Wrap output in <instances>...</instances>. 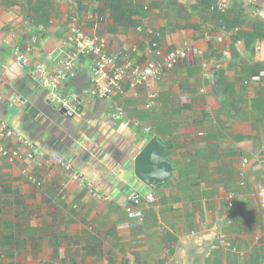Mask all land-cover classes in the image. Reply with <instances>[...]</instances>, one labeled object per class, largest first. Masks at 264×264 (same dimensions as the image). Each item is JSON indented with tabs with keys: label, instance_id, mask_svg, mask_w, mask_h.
<instances>
[{
	"label": "crops",
	"instance_id": "0c3cea01",
	"mask_svg": "<svg viewBox=\"0 0 264 264\" xmlns=\"http://www.w3.org/2000/svg\"><path fill=\"white\" fill-rule=\"evenodd\" d=\"M133 1L147 10L133 18L138 26L114 21L111 0H49V7L35 14L38 22L30 20L35 11L26 0H0V117L37 149L34 161L10 164L0 156V264H264V126L252 108L264 72L261 85L241 79V67H230V36L222 35L211 50L205 38L194 40L192 28L163 32L164 54L179 47L203 53L151 85L160 95L153 112L146 108L144 88L137 97L130 91L111 100L90 97L89 58L61 88L79 108L74 118L51 103L49 91L37 82L38 63L53 73L69 52L72 21L106 37L108 52L120 63L156 60L149 30L162 32L179 18L173 12V18H164L165 0ZM238 1L250 19L254 7L264 5V0ZM4 40L27 53L28 62L19 63ZM237 47L245 50L243 43ZM258 48L264 60V45ZM204 59L236 84L230 95L213 94ZM128 119H139L154 134L134 128ZM162 121L176 127L172 136H160L175 173L158 189L137 179L134 161ZM1 147L29 151L16 139H0ZM26 168L41 187L22 173ZM133 192L155 196L150 207L141 206L142 227H131L126 213ZM221 227L244 258L230 246L214 248Z\"/></svg>",
	"mask_w": 264,
	"mask_h": 264
},
{
	"label": "built area",
	"instance_id": "2783aa9c",
	"mask_svg": "<svg viewBox=\"0 0 264 264\" xmlns=\"http://www.w3.org/2000/svg\"><path fill=\"white\" fill-rule=\"evenodd\" d=\"M226 7L227 3H219L220 9ZM253 16L264 17V5L261 8L255 7ZM149 33L160 36L152 30ZM214 35L217 42L223 41L222 35ZM212 37L208 33L205 35V39L208 41L212 40ZM4 43L14 50L19 63L24 64L28 62L29 55L22 52L17 44L10 40H4ZM66 44L69 47V52L62 63H60L58 69L50 73L43 64L38 63L36 65V78L39 86L49 91L50 102L55 104L70 118H74L79 114V108L61 92V88L67 80L77 76L81 63L87 58L92 61V73L88 90L90 97L111 100L114 95H125L128 91L137 97L140 94V89L144 88L148 91L146 108L151 110L159 104V94L155 88L151 87L161 79L166 71L174 70L192 55L199 56L203 53L197 49L191 50L186 47H179L164 54L158 43H153L152 47L157 57L156 60L149 61L146 64H139L133 60H126L120 63L116 57L108 52V40L106 37L88 33L74 21L70 23ZM202 67L205 71L204 78L207 80L211 79L212 72L209 61L204 59ZM119 114L122 116L126 115L122 109H120ZM127 123L134 128H142V131L148 135L154 134L152 128L144 127L139 119H128ZM0 139H16L29 149L27 153H24L19 149L1 147L0 156L10 164L35 160L37 149L33 143L17 133L10 123L2 117H0ZM68 170H71L70 166H68ZM22 173L28 177L30 182L41 187V181L33 174H30L27 168ZM72 176L74 179L80 178V174L75 171L72 172ZM260 190L264 191V187L260 186ZM154 201V194L143 196L138 192H133L128 195L126 213L131 227H142L145 225V209L141 206L144 204L148 208ZM216 238L217 243L214 245V248L230 246L228 235L223 227L218 230ZM230 249L239 258H244L245 254L237 245L230 246Z\"/></svg>",
	"mask_w": 264,
	"mask_h": 264
},
{
	"label": "trees",
	"instance_id": "16d2710c",
	"mask_svg": "<svg viewBox=\"0 0 264 264\" xmlns=\"http://www.w3.org/2000/svg\"><path fill=\"white\" fill-rule=\"evenodd\" d=\"M111 1L112 17L114 21L119 24H133L138 26L139 22L133 18L135 16H144V12L147 11L142 3H135L133 0ZM163 3L169 10V12L165 10L164 18H173V12L175 13L174 16L176 19L179 18V22L176 25H170V28H168L167 25L166 30L162 32L151 29L153 32L160 35H153L152 44L158 43L159 45V39L163 32L174 33L192 28L194 31V40L205 38L206 33L213 36V39L210 40L211 50H213V43H217L214 33L219 32L221 35H228L232 39V61L230 67L235 69L241 67V79L247 83L257 82L259 85L262 84L261 73L264 72V60L260 57L262 48H258V45L261 43L264 45V17L253 16L252 19L248 18L245 14L243 3L238 0L227 3V7L224 9L219 8V0H196V2L192 4L179 2V0H165ZM26 5L29 9L35 11L34 15H30V20L37 21V19L34 18L35 14L44 11L46 7L48 8L49 0H26ZM43 13L42 16L47 20L49 16L47 13ZM195 17L198 18V21L196 24H192V20ZM147 30H149V28ZM238 43L244 44L245 50L243 52L237 47ZM242 59H244V62H241ZM167 72L169 71L165 73ZM211 72L213 75V94L219 97L221 96V98L230 95L231 89L235 88L236 84L225 80V72L222 68H218L217 64L211 68ZM262 88V93H260L258 100L253 102L252 108L258 110L260 115L259 122L264 126V85H262ZM157 107L158 106L153 107L151 111H155ZM155 129L157 135L165 138V136H172L176 127L171 121H162L160 123H155ZM148 140L149 138L146 140V143Z\"/></svg>",
	"mask_w": 264,
	"mask_h": 264
},
{
	"label": "water",
	"instance_id": "95a60500",
	"mask_svg": "<svg viewBox=\"0 0 264 264\" xmlns=\"http://www.w3.org/2000/svg\"><path fill=\"white\" fill-rule=\"evenodd\" d=\"M134 170L137 179L150 188L159 189L173 178L174 164L159 135L149 137L148 142L134 161Z\"/></svg>",
	"mask_w": 264,
	"mask_h": 264
},
{
	"label": "clouds",
	"instance_id": "9594fccd",
	"mask_svg": "<svg viewBox=\"0 0 264 264\" xmlns=\"http://www.w3.org/2000/svg\"><path fill=\"white\" fill-rule=\"evenodd\" d=\"M253 6H254V5H253ZM255 7H256V6H255ZM255 7H254V8H255ZM256 8H261V7H256Z\"/></svg>",
	"mask_w": 264,
	"mask_h": 264
},
{
	"label": "rangeland",
	"instance_id": "374dc122",
	"mask_svg": "<svg viewBox=\"0 0 264 264\" xmlns=\"http://www.w3.org/2000/svg\"><path fill=\"white\" fill-rule=\"evenodd\" d=\"M221 3V2H220ZM222 3H226V2H222Z\"/></svg>",
	"mask_w": 264,
	"mask_h": 264
}]
</instances>
